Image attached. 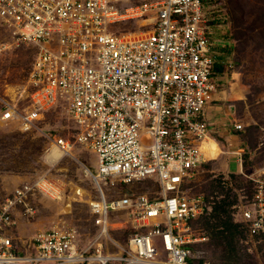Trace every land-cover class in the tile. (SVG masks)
Returning <instances> with one entry per match:
<instances>
[{
	"label": "built area",
	"instance_id": "obj_1",
	"mask_svg": "<svg viewBox=\"0 0 264 264\" xmlns=\"http://www.w3.org/2000/svg\"><path fill=\"white\" fill-rule=\"evenodd\" d=\"M136 18H148L151 29L109 31ZM0 27L37 49L25 83L27 106L3 101L0 121L30 131L46 111L65 105L76 132L72 142L54 145L63 156L78 145L96 157L95 172L86 169L96 193L88 201L96 240L108 236L113 212L126 211L135 230L118 253H104L97 242L80 246L77 229L68 226L40 230L20 247L15 212L32 214L27 201L38 193L60 199L56 184L38 177L0 204V264H191L199 255L195 245L205 240L191 224L210 214L214 202L184 187L205 162L204 109L218 86L211 36L227 30L223 2L0 0ZM233 127L242 130L239 123ZM151 178L160 187L154 199L110 197L104 190L108 183L113 191ZM248 179L252 195L236 216L246 247L264 250V171Z\"/></svg>",
	"mask_w": 264,
	"mask_h": 264
},
{
	"label": "rangeland",
	"instance_id": "obj_2",
	"mask_svg": "<svg viewBox=\"0 0 264 264\" xmlns=\"http://www.w3.org/2000/svg\"><path fill=\"white\" fill-rule=\"evenodd\" d=\"M224 4L227 32L231 39V54L222 74V102L230 107L235 123L242 125L238 132V155L235 169L226 172L224 161L232 156L228 149L216 160H206L193 179L184 187L188 195H201L215 205L225 201L230 206L219 216L204 215L193 221L191 228L205 240L195 245L198 257L191 264H264V250L257 245L250 250L244 244L245 232L237 218V206L245 204L252 192L251 174L264 171V0H221ZM149 19H129L109 27L115 34H140L149 31ZM37 53L31 44H18L7 28L0 27V112L3 101H17L27 106L24 92L26 78ZM76 126L60 104L46 111L37 129L23 131L15 121H0V204L24 182L44 177L58 187L60 199L44 194L28 198L32 214L24 215L23 208L15 212L14 241L20 247L36 232L52 226L77 229L80 246L101 243L104 253H118L134 232L126 211L109 215V233L96 240L98 228L89 211L88 201L96 197L94 183L86 169L95 172V155L78 145L72 156L48 161L56 140L73 141ZM104 186L110 197L145 195L158 197L160 187L154 179L131 185L118 184L113 191ZM76 190L81 195L76 196ZM109 197V198H110Z\"/></svg>",
	"mask_w": 264,
	"mask_h": 264
},
{
	"label": "crops",
	"instance_id": "obj_3",
	"mask_svg": "<svg viewBox=\"0 0 264 264\" xmlns=\"http://www.w3.org/2000/svg\"><path fill=\"white\" fill-rule=\"evenodd\" d=\"M211 40L214 42L212 47V57L214 60L213 77L217 85L221 86L224 66L227 63V57L231 54L232 43L227 30H224L222 33L216 30L211 36ZM222 94H224L223 91L219 89L214 92L212 100L205 106L203 119L207 124L208 140H213L223 149L224 147L226 148V146L228 149H232L229 151L232 156H228L227 160L224 161V170L230 172L235 169L236 158L234 155H238L240 150L238 148L239 134L233 127L235 119L231 113L230 107L222 102ZM222 152L221 150V153Z\"/></svg>",
	"mask_w": 264,
	"mask_h": 264
},
{
	"label": "bare ground",
	"instance_id": "obj_4",
	"mask_svg": "<svg viewBox=\"0 0 264 264\" xmlns=\"http://www.w3.org/2000/svg\"><path fill=\"white\" fill-rule=\"evenodd\" d=\"M206 140L201 145V152L203 153L204 158L206 160H216L219 154L221 153V149L213 140H208V137ZM61 157H64L63 154H61L53 144L50 150V155H48L47 157L48 161L53 162ZM86 176H88L87 173ZM155 264H162V263H155Z\"/></svg>",
	"mask_w": 264,
	"mask_h": 264
},
{
	"label": "trees",
	"instance_id": "obj_5",
	"mask_svg": "<svg viewBox=\"0 0 264 264\" xmlns=\"http://www.w3.org/2000/svg\"><path fill=\"white\" fill-rule=\"evenodd\" d=\"M251 195H252V192H251ZM250 195V197H251ZM230 206V204H226L225 201H221L220 204L218 205H215L214 208L212 209V215H216V216H219L221 214V212H225V209L226 207Z\"/></svg>",
	"mask_w": 264,
	"mask_h": 264
}]
</instances>
